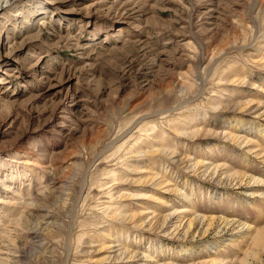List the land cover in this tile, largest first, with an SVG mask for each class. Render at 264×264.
I'll use <instances>...</instances> for the list:
<instances>
[{
  "label": "rangeland",
  "instance_id": "obj_1",
  "mask_svg": "<svg viewBox=\"0 0 264 264\" xmlns=\"http://www.w3.org/2000/svg\"><path fill=\"white\" fill-rule=\"evenodd\" d=\"M1 5L0 264H264V0Z\"/></svg>",
  "mask_w": 264,
  "mask_h": 264
},
{
  "label": "bare ground",
  "instance_id": "obj_2",
  "mask_svg": "<svg viewBox=\"0 0 264 264\" xmlns=\"http://www.w3.org/2000/svg\"><path fill=\"white\" fill-rule=\"evenodd\" d=\"M4 1V0H3ZM6 1V0H5ZM1 2H2V0H0V7L2 6L1 5ZM132 60L129 62L128 61V64L126 65L125 64V66L123 67V69H122V72H124V75H127L129 72H130V69H131V65L130 64H132ZM130 63V64H129ZM260 132H261V134L264 136V127H260V126H255Z\"/></svg>",
  "mask_w": 264,
  "mask_h": 264
}]
</instances>
